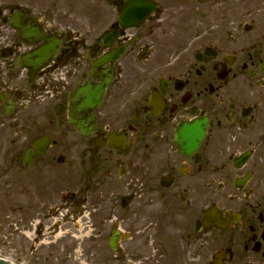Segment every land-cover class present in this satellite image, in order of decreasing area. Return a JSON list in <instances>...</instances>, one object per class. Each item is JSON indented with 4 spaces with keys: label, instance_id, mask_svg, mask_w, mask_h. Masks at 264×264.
Listing matches in <instances>:
<instances>
[{
    "label": "flooded vegetation",
    "instance_id": "obj_1",
    "mask_svg": "<svg viewBox=\"0 0 264 264\" xmlns=\"http://www.w3.org/2000/svg\"><path fill=\"white\" fill-rule=\"evenodd\" d=\"M93 1H0V254L264 264V0H149L127 26L124 0ZM16 11L56 42L35 71L18 57L44 38L22 40ZM87 84L96 105L71 97Z\"/></svg>",
    "mask_w": 264,
    "mask_h": 264
},
{
    "label": "water",
    "instance_id": "obj_2",
    "mask_svg": "<svg viewBox=\"0 0 264 264\" xmlns=\"http://www.w3.org/2000/svg\"><path fill=\"white\" fill-rule=\"evenodd\" d=\"M142 12V16H144L145 12L152 7V4L149 2H145L142 0H125L124 6L122 10H124L121 14V22L124 21L125 17H127L130 14V11L128 10H138L141 8H144ZM12 25L16 27L24 39H36L40 37V33L38 30V27L34 25L32 22H23L19 21L18 17L15 16ZM48 41L47 45L41 46L37 48L36 50L22 56L19 58V64L20 65H26V66H38L40 65L41 60L48 57L50 53H52V50L54 49V44L49 43ZM81 99V102L84 103H95L97 100V96H95V93L89 90V88H81L78 91H76L75 95L73 96V99ZM79 130H81V126H76ZM0 264H10L8 261H5L3 259H0Z\"/></svg>",
    "mask_w": 264,
    "mask_h": 264
},
{
    "label": "rangeland",
    "instance_id": "obj_3",
    "mask_svg": "<svg viewBox=\"0 0 264 264\" xmlns=\"http://www.w3.org/2000/svg\"><path fill=\"white\" fill-rule=\"evenodd\" d=\"M5 4H20L23 6H27L31 10H49V12L60 13L62 10H79L81 12H91L92 10H96V5L93 0H0ZM221 10V9H215ZM0 256H13L4 254ZM26 257V256H24ZM56 256H52L51 259H54ZM68 260H66V264H79L74 259L75 256H66ZM23 260V259H22ZM23 262V261H22Z\"/></svg>",
    "mask_w": 264,
    "mask_h": 264
}]
</instances>
